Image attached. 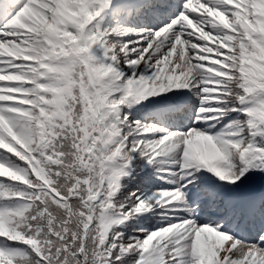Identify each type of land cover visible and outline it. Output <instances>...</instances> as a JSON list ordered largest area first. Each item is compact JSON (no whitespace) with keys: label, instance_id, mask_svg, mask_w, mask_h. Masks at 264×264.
I'll use <instances>...</instances> for the list:
<instances>
[{"label":"snow or ice","instance_id":"6c2138e0","mask_svg":"<svg viewBox=\"0 0 264 264\" xmlns=\"http://www.w3.org/2000/svg\"><path fill=\"white\" fill-rule=\"evenodd\" d=\"M111 4L0 0V264H264V0H182L158 28L102 27ZM173 89L197 98L183 131L122 111ZM170 153L172 187L122 191Z\"/></svg>","mask_w":264,"mask_h":264},{"label":"rangeland","instance_id":"374dc122","mask_svg":"<svg viewBox=\"0 0 264 264\" xmlns=\"http://www.w3.org/2000/svg\"><path fill=\"white\" fill-rule=\"evenodd\" d=\"M201 2H202V1H201ZM106 11H107V9L102 10V12H101V17H102V18H101V17H98V19L100 20V24H101L102 27H105V26L102 25V24H104V23L106 22ZM110 20L112 21V20H113V17H110ZM118 20H119V19H117L116 23H114V24H112V22H110L109 25H110V24H112V25H117ZM132 20L134 21V18H133ZM133 21L128 22V26H129V27H132V25H133V23H134ZM124 22H125V21H122V22H120V24H118V25H122ZM109 27H110V26H109ZM212 44H213V42L210 41V42H209V45L212 46ZM126 75H127V73H126ZM195 99H196V101H195V103H196V102H197V98L195 97ZM145 105H148V106L145 107ZM150 105H152V101H151L150 97H147V98H145L144 100L140 101L139 104L132 105L131 107H129V108L127 109V112L129 113V118H130V119H131V118H133V119H138V120H140V121H142V122H145V120L142 119V116H144L143 112H144L145 110H148ZM192 114H193V107H192L191 110L188 112V114H186V115H182V117H183V119H184L185 121H188V120H189L188 122H189V123H192ZM191 126H193V125H191ZM185 128H187V124H184V128H182L181 131H182L183 129H185ZM215 130H217V128H216ZM152 134H155V136H158V135H159V134L156 135V133H152ZM168 157H169V156H167V159H168ZM170 167H175V166H174V165H171ZM165 174H166V173H165ZM166 175H167V174H166ZM162 186L172 187V185H167L166 181L161 180V181H158V183L154 186L153 190L156 189V188H158V187H162ZM203 218H204L203 215H202V217H198V218H196L197 223H202L201 221L203 220ZM243 232H244V231H243ZM248 232H249V231H248ZM249 238L254 240V239H255L254 233L250 232ZM210 239H211V237H210Z\"/></svg>","mask_w":264,"mask_h":264},{"label":"trees","instance_id":"16d2710c","mask_svg":"<svg viewBox=\"0 0 264 264\" xmlns=\"http://www.w3.org/2000/svg\"><path fill=\"white\" fill-rule=\"evenodd\" d=\"M232 118H234L237 114L236 113H232ZM228 123V121L226 123H224V125H226ZM223 125V127H224ZM222 127V128H223ZM261 139V143H264V138H258ZM135 179H130L128 181H125L123 183L127 184V187L125 189H122V191H130L133 189V187L137 186V187H142L141 189H143V186H145L146 182H143V177H141V175L139 174V172H136V176ZM155 213H159V211L155 212ZM161 218L157 215L151 214L149 217L146 216H136L135 218H129L125 224L126 226H121L122 230L125 232V235H131L134 234L132 232L133 228H139V227H144L146 229H151L153 228L155 225L160 223ZM136 235H144V233H135Z\"/></svg>","mask_w":264,"mask_h":264},{"label":"bare ground","instance_id":"6f19581e","mask_svg":"<svg viewBox=\"0 0 264 264\" xmlns=\"http://www.w3.org/2000/svg\"><path fill=\"white\" fill-rule=\"evenodd\" d=\"M135 1H138V0H134V2ZM130 2V1H129ZM172 94L170 93L169 94V96H168V98L166 99V100H164L163 102H159L158 104H157V106H161L163 103H165V102H169V101H171L172 99H170V96H171Z\"/></svg>","mask_w":264,"mask_h":264}]
</instances>
